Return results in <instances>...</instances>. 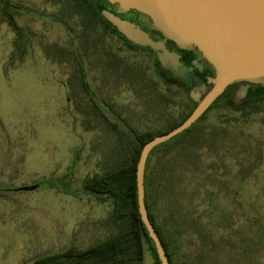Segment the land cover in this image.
<instances>
[{
  "label": "rangeland",
  "instance_id": "374dc122",
  "mask_svg": "<svg viewBox=\"0 0 264 264\" xmlns=\"http://www.w3.org/2000/svg\"><path fill=\"white\" fill-rule=\"evenodd\" d=\"M4 1L12 9L0 0V264H36L107 239L111 204L84 192L86 181L112 170L118 132L128 141L130 129L165 131L194 101L72 0L69 10L64 0ZM82 55L85 85L72 58ZM247 115L220 102L194 131L227 183L218 204L229 222L215 232L228 239L213 264H264V111ZM201 248L183 244L193 257ZM143 264H155L148 245Z\"/></svg>",
  "mask_w": 264,
  "mask_h": 264
},
{
  "label": "trees",
  "instance_id": "16d2710c",
  "mask_svg": "<svg viewBox=\"0 0 264 264\" xmlns=\"http://www.w3.org/2000/svg\"><path fill=\"white\" fill-rule=\"evenodd\" d=\"M72 1L78 9L88 3L86 13L94 26L108 24L105 16L107 4L98 0ZM104 29L113 34L118 33L111 25ZM130 49L137 50L131 46ZM114 66L119 67L116 62ZM220 102L225 101L219 99L206 113ZM197 105L194 103L192 110L165 131L140 133L130 129L133 137L128 141L125 140L128 137L125 132H118V158L113 160L112 170H105L102 176L87 180L83 186L84 192L101 197V201L111 204L112 210L107 221L111 227L110 235L85 251L76 253L70 250L47 256L36 264H143L147 245L155 264H161L139 213L137 165L145 144L182 125ZM205 115L190 129L154 149L146 164L145 206L170 264H213L211 259L214 252L218 251L216 244L227 242L228 239L226 236L217 238L215 232L219 226L224 228L229 222L227 213L218 204L227 183L221 169L211 170L209 164L213 165L208 161V155H204L197 146L202 143L201 134L194 132L198 124L207 118ZM126 141L127 146L124 145ZM219 162L226 169L224 159ZM53 183L47 181L40 184L51 186ZM199 242L202 248L196 256L184 253V243L196 245Z\"/></svg>",
  "mask_w": 264,
  "mask_h": 264
},
{
  "label": "water",
  "instance_id": "95a60500",
  "mask_svg": "<svg viewBox=\"0 0 264 264\" xmlns=\"http://www.w3.org/2000/svg\"><path fill=\"white\" fill-rule=\"evenodd\" d=\"M117 6L122 12L136 11L147 15L153 29L182 47L196 48L216 71L209 80L211 90L199 102L188 119L171 132L146 143L137 165L138 207L142 222L153 241L161 264H170L165 249L152 225L145 206V170L150 154L194 125L232 84L264 80V0H98ZM108 20L132 43L160 52L163 66L168 63L182 68L165 48L148 32L110 12ZM170 68V67H168ZM41 184L25 186L33 191Z\"/></svg>",
  "mask_w": 264,
  "mask_h": 264
},
{
  "label": "flooded vegetation",
  "instance_id": "af4514ba",
  "mask_svg": "<svg viewBox=\"0 0 264 264\" xmlns=\"http://www.w3.org/2000/svg\"><path fill=\"white\" fill-rule=\"evenodd\" d=\"M3 4L5 11H7V9L9 10V8L12 9L11 5L6 3L4 0ZM61 4L65 5L69 10V0H64ZM87 5L88 3H85L82 5L83 7H81L86 12L88 8ZM105 9L120 19L128 21L140 29L148 32L154 41L164 42L167 51L176 57L182 68L171 63H168L167 67L163 66L159 59L160 52L155 51L152 48H145L132 43L124 35H122L118 28L109 20L106 19L108 24H99V26H102L103 28H109L110 25L113 26L118 32L116 35L121 42H123L128 48L131 46L138 51H142L147 55L151 62L153 61L156 70L159 72L166 86L175 87L184 93H187L193 98L194 103L199 104V102L212 88L209 80L216 75L213 65L210 64L196 48L182 47L170 40H165L161 33L153 29V22L147 15L136 11L122 12L117 6L112 5H105ZM72 58H75L80 64L78 68H81V70L75 69L77 73L81 74L80 77L83 79V81L79 82V84H87L88 82L84 76L85 70L82 65L84 60L83 55L81 58L75 56H72ZM221 98H223L227 105L235 111L249 113L247 116L250 117H252V115H258L264 111V80L258 82H236L227 88L223 95L216 101ZM107 109H110L112 113L113 109L109 106H107ZM97 110L102 112L99 107ZM113 115L119 117V115L116 114V111H114ZM119 119L121 118L119 117ZM113 126L116 128V125L113 124L112 127Z\"/></svg>",
  "mask_w": 264,
  "mask_h": 264
}]
</instances>
